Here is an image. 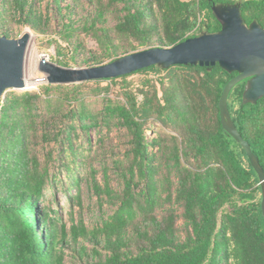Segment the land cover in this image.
Segmentation results:
<instances>
[{
	"label": "trees",
	"instance_id": "1",
	"mask_svg": "<svg viewBox=\"0 0 264 264\" xmlns=\"http://www.w3.org/2000/svg\"><path fill=\"white\" fill-rule=\"evenodd\" d=\"M219 4L264 29V0H0V36L29 29L61 67L89 68L215 33ZM235 76L151 66L6 91L0 264H264L258 176L219 118ZM245 85L227 108L264 172V98L243 105Z\"/></svg>",
	"mask_w": 264,
	"mask_h": 264
},
{
	"label": "water",
	"instance_id": "2",
	"mask_svg": "<svg viewBox=\"0 0 264 264\" xmlns=\"http://www.w3.org/2000/svg\"><path fill=\"white\" fill-rule=\"evenodd\" d=\"M211 11L220 30L187 39L169 48H149L89 68H63L42 59L39 70L46 75L48 85H73L115 79L155 66L168 69L177 65L213 67L236 76L224 86L218 101L220 124L245 152L250 166L258 176L261 187V212L264 217V172L249 144L241 137L227 108L230 91L246 81L242 104H255L264 98V29L256 21L246 26L239 4L212 5ZM29 36L17 39L0 36V102L6 91L24 90L23 62Z\"/></svg>",
	"mask_w": 264,
	"mask_h": 264
},
{
	"label": "rangeland",
	"instance_id": "3",
	"mask_svg": "<svg viewBox=\"0 0 264 264\" xmlns=\"http://www.w3.org/2000/svg\"><path fill=\"white\" fill-rule=\"evenodd\" d=\"M30 33L33 38L31 43H29V50L33 52V64L34 67L32 68L33 64H31V57H30V51L28 52L26 49L24 62H23V80L25 83V89L19 90V91H25V90H36L38 86L46 84V75L42 73L39 70V63L42 59H45L48 63L54 64L56 66H60L58 64L59 58H57L55 49L53 46L48 47L45 45V43L42 40L38 39V36H36L34 33H32L29 29L23 30L22 34ZM61 67V66H60ZM68 68H76L73 66H69ZM151 77H154L152 73H150ZM140 76L135 75L132 76L130 79L136 80ZM14 91V90H13ZM64 199L62 198L63 203ZM94 215H88L87 220L93 219Z\"/></svg>",
	"mask_w": 264,
	"mask_h": 264
},
{
	"label": "bare ground",
	"instance_id": "4",
	"mask_svg": "<svg viewBox=\"0 0 264 264\" xmlns=\"http://www.w3.org/2000/svg\"><path fill=\"white\" fill-rule=\"evenodd\" d=\"M28 36H29V40H28V45H29V43H31V41H32V38H33V36L30 34V33H26ZM27 45V51L29 52L30 50H29V46ZM33 54V52L32 51H30V57H31V64H33V59H34V57H33V59H32V55ZM34 67V64H33V66H32V68Z\"/></svg>",
	"mask_w": 264,
	"mask_h": 264
}]
</instances>
